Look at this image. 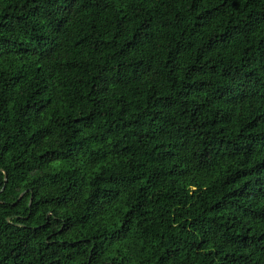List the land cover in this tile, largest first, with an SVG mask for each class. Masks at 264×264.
<instances>
[{
	"label": "trees",
	"instance_id": "trees-1",
	"mask_svg": "<svg viewBox=\"0 0 264 264\" xmlns=\"http://www.w3.org/2000/svg\"><path fill=\"white\" fill-rule=\"evenodd\" d=\"M0 169V264H264V0H0Z\"/></svg>",
	"mask_w": 264,
	"mask_h": 264
},
{
	"label": "water",
	"instance_id": "water-1",
	"mask_svg": "<svg viewBox=\"0 0 264 264\" xmlns=\"http://www.w3.org/2000/svg\"><path fill=\"white\" fill-rule=\"evenodd\" d=\"M1 170V169H0ZM8 182V175H7V173H5V184H4V186H3V190L0 192V194L2 193V192H4L5 191V189H6V183ZM26 195V193H24L21 197H20V199H19V201H21L22 199H23V197ZM32 201H31V206H32Z\"/></svg>",
	"mask_w": 264,
	"mask_h": 264
}]
</instances>
